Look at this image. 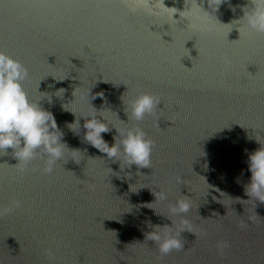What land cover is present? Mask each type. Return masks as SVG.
<instances>
[{
    "label": "water",
    "instance_id": "1",
    "mask_svg": "<svg viewBox=\"0 0 264 264\" xmlns=\"http://www.w3.org/2000/svg\"><path fill=\"white\" fill-rule=\"evenodd\" d=\"M196 3L160 0L150 16L123 0H0V51L28 69L24 90L65 143L51 173L43 155L23 172L11 149L0 156V209H13L0 214V264H264V203L244 190L245 149L264 144V35L243 28L249 0H209L200 30L179 15ZM142 93L160 103L135 121L128 101ZM82 115L104 117L109 146L139 126L154 141L150 168L91 146L83 118L68 126ZM182 195L190 210L171 213ZM171 221L190 232L161 255L149 222Z\"/></svg>",
    "mask_w": 264,
    "mask_h": 264
},
{
    "label": "clouds",
    "instance_id": "2",
    "mask_svg": "<svg viewBox=\"0 0 264 264\" xmlns=\"http://www.w3.org/2000/svg\"><path fill=\"white\" fill-rule=\"evenodd\" d=\"M123 3L129 12L133 14L143 12L146 15L155 16L160 11L157 6L160 0H123ZM249 5L243 9L244 15L241 18L244 21L243 28L245 31L264 35V0H249ZM208 6L210 11L204 10L201 5L196 3V8L189 7L187 14L183 17L181 13L185 10L181 11L179 13L180 18L187 22L188 27L200 30L203 27L201 13L210 14L212 10L209 0ZM163 7L166 10L175 9V11H172L170 18L173 21H178L173 18L177 12L176 8L166 7L164 3ZM245 8H248V10L245 11ZM28 78V69L19 60L0 51V156L7 155V150L11 149V155L18 161L17 164L23 165L20 168V171L23 172L27 170V165L38 155H43L47 157L43 171L51 173L53 165L63 155L65 146V143L62 142L63 132L59 129L51 111L41 107L38 102L29 99L23 87V82ZM96 95L102 97L103 93ZM49 102H51L50 99ZM159 103V99L150 93H142L130 99L128 101L130 118L135 121H142L145 116L153 113ZM65 110L68 109L65 108ZM99 112L97 111V113ZM82 118L84 119L83 128L85 129L83 138L91 146L101 153H105L109 159H113V162H120L122 158L128 168L132 165H136L138 169L150 168L154 141L149 139L139 126L123 129L115 128L118 135L114 137V143L109 146L102 136V133L110 131L109 125L104 122V117L82 115L79 118L76 117L68 125L69 128L72 129L71 126H78L80 131V120ZM255 140L260 144L258 149L251 152L245 149L247 153V171L251 175L248 183L244 185V190L249 197L248 200L264 203V144H261L257 139ZM239 182V178H237V183ZM153 194L155 201L157 199H167L165 191ZM21 206V201L16 200L13 202V208ZM190 207V197L182 195V198L171 206L170 211L173 214H183L187 213ZM12 210V208L0 209V214ZM181 223L186 225L187 221L182 220ZM149 226L153 230L147 233V237L158 244V251L161 255H167L174 250H184V240L181 239V233L184 231L190 232L189 229L185 227L173 233L172 221L171 226H152L150 222ZM242 226L247 227L248 224L243 223ZM164 228L167 230L161 232L160 229ZM228 247H230L228 241L217 242V248L220 251ZM48 251L50 254V250Z\"/></svg>",
    "mask_w": 264,
    "mask_h": 264
}]
</instances>
